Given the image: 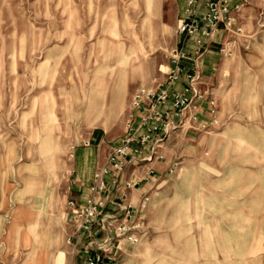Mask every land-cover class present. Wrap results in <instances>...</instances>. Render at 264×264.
I'll list each match as a JSON object with an SVG mask.
<instances>
[{
  "label": "rangeland",
  "instance_id": "obj_1",
  "mask_svg": "<svg viewBox=\"0 0 264 264\" xmlns=\"http://www.w3.org/2000/svg\"><path fill=\"white\" fill-rule=\"evenodd\" d=\"M157 2L147 28L144 0H0V264H21L29 253L31 246L15 245L10 227L20 206L43 202L36 195L47 182V211L37 228L46 233L47 252L38 264H73L81 255L76 238L67 240L74 229L66 216L74 148L102 140L97 147L107 156L125 133L132 91L165 80L180 46L179 7L178 0ZM125 13L143 50L122 77L112 54ZM234 15L223 33L229 52L200 76L214 120L187 123L160 141L170 166L133 218L138 241L118 237L103 256L120 264H264V0H245ZM107 64L114 70L104 86ZM122 80L124 96L116 102ZM99 93L104 112L93 119L99 109L86 111L88 101L101 102Z\"/></svg>",
  "mask_w": 264,
  "mask_h": 264
},
{
  "label": "built area",
  "instance_id": "obj_2",
  "mask_svg": "<svg viewBox=\"0 0 264 264\" xmlns=\"http://www.w3.org/2000/svg\"><path fill=\"white\" fill-rule=\"evenodd\" d=\"M244 1L185 0L178 18L177 32L192 41V54L195 60L203 57L209 48L208 42L219 32L223 35L230 30L236 20L234 14ZM240 29L236 27V31ZM229 44L230 42H226L224 38L218 46L219 53L227 54ZM190 55L191 52L183 46L176 47L163 83L155 89L138 85L132 91L126 111L125 133L109 149L106 156L107 164L99 166L93 172L92 179L87 185L84 203L76 205L74 199H67V219L75 232L84 234L83 242L79 245L81 253L79 264H109L110 261L117 264L118 262L110 255L103 256L101 253H108L115 246L113 242L118 237L128 242L138 241V237L131 231L133 228L131 223L136 213H141L146 206L148 196L144 194L136 205L127 200L125 189L134 186L136 182L119 181V171L127 163H137L138 155L147 143L150 151L154 153L153 149L159 147L162 136L177 126L168 116L173 114L179 119L187 118L185 112L192 98L202 97V92L195 86L200 80V71L183 74L180 60ZM181 76L187 79L183 88L170 89ZM82 145L89 146L90 140L84 139ZM149 158L151 155L143 157L145 160ZM115 192L118 196L114 195ZM107 203L113 205L116 210L106 211L104 208ZM101 232H104L106 237H99ZM73 237V234L69 235L67 240ZM77 245L75 239L74 246Z\"/></svg>",
  "mask_w": 264,
  "mask_h": 264
},
{
  "label": "crops",
  "instance_id": "obj_3",
  "mask_svg": "<svg viewBox=\"0 0 264 264\" xmlns=\"http://www.w3.org/2000/svg\"><path fill=\"white\" fill-rule=\"evenodd\" d=\"M234 1L235 0H232V2ZM184 2L185 1L181 2L178 0L179 16L181 15ZM178 39L180 41L179 47L183 46L184 49L191 52L190 57L180 60V63L183 66V74L197 72L199 70L200 76H203L204 71L209 68L211 60H220L224 55L218 51L219 44L224 40V35H222L221 32H219L213 40L208 42V50L203 57L198 60L193 58L194 54H192V41L185 39L183 35L182 37L181 35H178ZM186 82L187 79L185 76H181L170 86V89L181 90ZM195 86L202 92V97L194 96L192 98L191 103L187 106V111H190V115L187 118L184 119L181 117L179 119L177 115L173 114L168 116L174 123L177 124V126L174 129H171L165 136H162V141L170 132L183 128L187 123H197L198 126H205L214 120V104L212 103V99L208 96L205 81L200 79ZM100 141L97 145L100 144ZM162 144L163 142H160L159 147H161ZM97 145L92 148H87L82 145L74 148V162L71 167L70 174L68 175L69 189L67 194L69 195V198L74 199L76 205H82L84 203L87 194V185L92 179L93 172L99 166L107 164L106 160H104L106 158V154L101 152ZM153 151L154 153L152 150L150 151L149 143H147L138 155V162L135 164L127 163L119 171V181L136 182L134 186H131L129 189H125L128 197L127 200L131 201L134 205L137 204L139 199L150 189V187L154 185L157 178H159L170 166V158L162 157V154H160L161 148H155ZM149 155H151V158L147 160L143 159V157H147ZM114 195L118 196V193L115 192ZM104 209L108 212L116 210V208L110 203H107ZM72 234L76 238L79 247L81 242H83L84 234L81 232H75L74 230L72 231ZM102 234H104V232H102ZM116 241L117 240H114L113 244H115ZM79 250L80 249H77L78 252H80ZM112 258L115 259L114 257ZM80 259L81 255H78L75 261H78L79 264ZM76 262L73 264H76ZM117 262V264H120L119 261ZM109 264H113V262L110 261Z\"/></svg>",
  "mask_w": 264,
  "mask_h": 264
},
{
  "label": "bare ground",
  "instance_id": "obj_4",
  "mask_svg": "<svg viewBox=\"0 0 264 264\" xmlns=\"http://www.w3.org/2000/svg\"><path fill=\"white\" fill-rule=\"evenodd\" d=\"M156 4H158L157 0H144L145 5V17L143 19V24L146 25L147 28L150 26L149 18L150 15L154 13V8H156ZM126 18L124 20V29L122 32H116L115 35L119 36L122 35V38H117L115 50L117 53H111L112 56H115L114 62L121 66L120 76H124L125 71L128 68L130 61L136 58L137 50H143V45L141 44V39L133 26V22L130 20V17L127 13H125ZM162 22V21H161ZM163 24V22H162ZM104 45V42H101V47ZM139 58V57H138ZM138 60V59H137ZM140 61V60H139ZM137 62V61H136ZM141 62V61H140ZM104 67L110 69L108 75H102L101 80L102 85H106L108 83V79H111L114 70V64H107ZM100 79V78H99ZM99 85V83H97ZM125 90V80H122L119 86H116V91L114 93V101L118 102L124 96ZM99 97L101 102H95L94 100L88 101V109L86 111H90L93 109H99L98 112L93 114V119H97L104 112V93H99ZM247 97H243L246 99ZM53 106V105H52ZM47 109V107H46ZM51 117V114H49ZM52 116L55 119V114L52 109ZM50 119V118H49ZM43 120V119H42ZM45 122V121H44ZM55 126H59L57 123ZM50 136V135H49ZM42 140V138H41ZM47 140V139H46ZM45 141V140H44ZM42 141V142H44ZM59 147V146H58ZM42 155V154H41ZM48 185L47 182L43 193L36 195L38 199H42L43 202H39L38 204H34L32 206H20L15 215L16 218L14 219L10 229L13 232V238L15 240V245L20 244L22 246H31L29 253L25 256L24 260L21 264H38V261H41V254H46V250H41V247L46 242L45 231H37V228L40 223V216L47 211V192H48ZM51 210L53 209L52 204L50 205ZM54 229L52 230L53 239H57L60 236L61 229L58 222L54 223ZM9 230V229H8ZM180 232V231H179ZM8 234V233H7ZM41 250V251H40ZM36 262V263H34Z\"/></svg>",
  "mask_w": 264,
  "mask_h": 264
}]
</instances>
